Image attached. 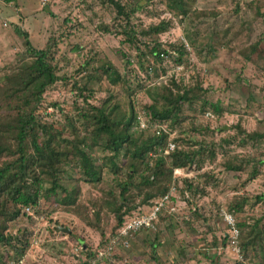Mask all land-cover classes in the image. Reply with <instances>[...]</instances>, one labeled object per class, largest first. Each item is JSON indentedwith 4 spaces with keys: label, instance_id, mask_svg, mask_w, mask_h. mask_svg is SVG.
I'll return each instance as SVG.
<instances>
[{
    "label": "rangeland",
    "instance_id": "374dc122",
    "mask_svg": "<svg viewBox=\"0 0 264 264\" xmlns=\"http://www.w3.org/2000/svg\"><path fill=\"white\" fill-rule=\"evenodd\" d=\"M113 1L125 6V12L133 7L138 9L129 13L127 20L117 14L109 0H17L12 4L0 0V78L28 58L18 28L28 34L34 49L50 48L54 53L56 75L60 79L43 96L39 114L46 121L68 127L66 117L75 118L73 104L82 105V99L73 89L74 83L94 92L89 95V104L99 106L113 95L121 111L128 109L130 100L138 115L147 113L144 107L159 99L161 86H167L173 78L188 87L199 84L204 91L202 99L182 108L181 124L170 127L165 123L178 148L195 150L198 142L211 146L227 136H236L237 123L246 132L264 133V0H194L185 16L170 11L165 0ZM160 22L169 24L168 31L157 38L161 48L171 50L169 45H181L186 51L181 64L175 63L182 66L181 70H174L167 60L164 64L156 63L149 54L152 46L144 44H152L153 37L142 36L141 30ZM124 32L135 35L131 43L125 41ZM259 41L262 43L252 53L251 46ZM141 53L146 55L144 66L153 68L149 76L140 67ZM128 60L130 65H126ZM103 65L113 67L125 79L124 84L110 85L98 69ZM87 76H92V80ZM127 89L131 90V96ZM202 101L218 103L221 113H214L209 107L202 112ZM54 103L60 106L56 109ZM61 108L63 114L59 112ZM206 112L215 119L209 120ZM76 127L80 129L79 123ZM178 138L183 142H175ZM100 156L98 148L94 157ZM215 156L211 160L205 154L200 166L182 168L189 177L182 179L183 185L186 181L199 184V192L178 215L167 219L164 216L156 231L139 232L128 248L116 249L112 256L115 263L156 264L150 261L154 256L159 258L157 264H264L261 246L254 245L238 259L228 240L226 245L222 244L228 230L220 218V211L228 210L230 202L238 197L248 201L242 213L233 214L236 223L252 225L263 215L260 204H251L264 194V141L257 146H240L233 140L223 150L215 148ZM234 156L252 160L240 174L223 168V163ZM252 164L259 172L250 179ZM125 176L124 168L118 175L103 168L102 181L91 185L80 177L75 181L76 173L63 175L62 184L79 187V205L86 208L90 220L94 218V210L100 204L103 207L99 230L87 226L63 206L48 203L34 218L22 217L8 224L14 233L23 228L32 233L24 264H82L86 260L83 246L94 255L98 249H104L106 245H100L110 237L116 219L103 201L109 192L118 198L119 185L125 182ZM44 188H49V183ZM140 200L141 197L136 199L135 205ZM194 211L199 217L191 214ZM169 225L172 230L167 229ZM59 227L70 229L73 235L69 238Z\"/></svg>",
    "mask_w": 264,
    "mask_h": 264
},
{
    "label": "trees",
    "instance_id": "16d2710c",
    "mask_svg": "<svg viewBox=\"0 0 264 264\" xmlns=\"http://www.w3.org/2000/svg\"><path fill=\"white\" fill-rule=\"evenodd\" d=\"M2 1L12 4L17 0ZM109 1L117 14L124 15L127 20L129 13H134L138 9L133 7L128 10L130 12H125V6L120 2ZM193 2L194 0H165V5L170 11L185 16ZM127 26L131 31L129 23ZM168 29L169 24L160 22L140 32L142 36L153 37L152 44H144L152 46L149 54L158 64L162 63L161 54H166L167 49L161 48L157 38ZM16 31L24 38L23 43L28 58L11 73L0 78V249H2L0 264H14L22 260L31 244V232L23 228L14 233L9 229L8 224L22 217L34 218L33 215L42 212L48 203L63 206L65 211L78 215L87 226L99 230L100 212L103 207L100 204L93 212L94 218L90 220L86 208L79 205V187L74 184L68 188L67 184L61 183L65 174L69 176L76 173L78 178L75 181L80 177L83 182L97 185L102 181L103 168L108 169L113 175H118L124 168L125 182L119 185L118 198L109 192L107 199L103 201L116 219L110 237L100 245L103 247L113 237L131 210L150 206L153 201L168 192L175 168L189 169L192 166H200L205 160V154L213 160L216 157L215 148L223 150V147L233 143V140H236L240 146L247 144L257 146L264 141V133L246 132L237 123L236 136H227L217 143H212L211 146L198 142L195 144L198 146L195 150L179 147L166 156L164 151L167 147L168 135L163 133L157 136L148 131H140L136 121L137 113L130 100L126 111L120 110L113 95L102 100L99 106L89 104V95L94 92L84 85L79 87L77 83L72 86L79 92L78 97L82 99V105L73 104L75 118L66 117L69 126L46 121L39 114V108L46 91L60 79L56 75L54 53L50 48L34 49L28 34L24 31L20 32L18 28ZM124 34L125 41L131 43L135 35L126 32ZM261 43L262 41L253 44L251 52L253 53ZM168 48L176 52V56L172 58L173 62L181 64L183 57L186 56L184 47L171 44ZM145 58L146 55L141 53L140 67L149 76L153 68L144 66ZM248 58L249 56H246V59ZM130 62L126 61V65H130ZM98 69L104 73L110 85L124 84L125 79L113 67L103 65ZM86 78L92 80V76ZM180 82L172 78L167 86H161L157 94L159 99L144 107L153 121L167 123L170 127L179 125L183 121L182 108L185 105L191 107L193 103L202 99L201 94L204 91L199 84L188 87L179 84ZM127 94L132 95L130 89H127ZM52 105L56 109L60 106L57 103ZM207 107L214 113H221V106L218 103L202 101L201 111L204 112ZM62 111L61 108L59 112L63 114ZM76 123H79L80 129L76 127ZM80 130L84 133H80ZM175 142H183V140L178 138ZM98 148L101 150V156L96 158L94 155ZM239 157L227 159L223 163L224 170L235 174L244 172L252 160L250 157ZM258 172L257 166L252 164L250 179L255 178ZM205 178L207 180L209 176L206 175ZM46 183H49V188H44ZM185 183V188L194 199L193 196L200 190L199 184L194 185L189 181ZM140 197L139 204L135 205V200ZM247 201V198L238 197L230 202L227 211L240 214L244 211ZM257 204H260L264 210V194L255 198L251 206ZM92 206L95 208L94 203ZM191 214L199 217L197 211ZM164 216L167 219L168 216L162 213L160 221L165 219ZM236 225L240 232L241 254L256 245L261 246L260 254L264 255L262 245L264 212L252 225L244 222H237ZM167 229L172 230V227L169 225ZM58 230L61 231V227ZM66 235L70 238L73 232ZM226 243L225 236L222 244L226 245ZM153 247L155 248L154 244ZM82 251L86 252V260L82 264H91L94 261L92 259H95L94 253L88 252L86 246L82 247ZM150 260L157 264L159 258L152 256Z\"/></svg>",
    "mask_w": 264,
    "mask_h": 264
},
{
    "label": "built area",
    "instance_id": "2783aa9c",
    "mask_svg": "<svg viewBox=\"0 0 264 264\" xmlns=\"http://www.w3.org/2000/svg\"><path fill=\"white\" fill-rule=\"evenodd\" d=\"M166 54H161L163 64L167 60L168 63L174 65V70H181V65H176L175 62L171 61L176 52L174 50H166ZM170 58V59H169ZM148 116V117H147ZM205 116L209 120H214V116L210 112H206ZM138 128L143 131H151L155 135L166 134L168 135L167 147L164 151V155H168L178 147L170 139L171 131L165 123L155 122L151 116L147 113H139L136 116ZM187 173V172H186ZM184 169L175 168L173 170L172 183L169 187L168 192L161 198L152 202V205L139 207L135 213L130 216H126L121 226L114 233L113 237L110 238L104 249H98L95 253V259L91 264H111L115 263L113 254L116 249H126L130 245L131 239L142 231H156L160 222V215L163 213L167 216L178 215L180 211L186 209L188 203L192 201V197L189 191L183 185L182 179L189 178L186 175ZM198 198V196H196ZM194 210V209H193ZM220 218L225 224L228 233L227 240L229 246L234 253L235 257L241 259L242 254L239 248V229L236 225L235 216L228 212L227 209L220 211ZM14 264H24V260L17 261Z\"/></svg>",
    "mask_w": 264,
    "mask_h": 264
},
{
    "label": "water",
    "instance_id": "95a60500",
    "mask_svg": "<svg viewBox=\"0 0 264 264\" xmlns=\"http://www.w3.org/2000/svg\"><path fill=\"white\" fill-rule=\"evenodd\" d=\"M61 231L64 232L65 234L70 233V229H68V228H61Z\"/></svg>",
    "mask_w": 264,
    "mask_h": 264
},
{
    "label": "crops",
    "instance_id": "0c3cea01",
    "mask_svg": "<svg viewBox=\"0 0 264 264\" xmlns=\"http://www.w3.org/2000/svg\"><path fill=\"white\" fill-rule=\"evenodd\" d=\"M150 261H152V260H150ZM152 263H154V262L152 261Z\"/></svg>",
    "mask_w": 264,
    "mask_h": 264
}]
</instances>
